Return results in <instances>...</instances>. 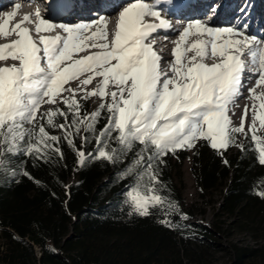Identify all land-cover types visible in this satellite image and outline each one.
<instances>
[{"label":"snow or ice","instance_id":"obj_1","mask_svg":"<svg viewBox=\"0 0 264 264\" xmlns=\"http://www.w3.org/2000/svg\"><path fill=\"white\" fill-rule=\"evenodd\" d=\"M15 15L16 12L8 14L0 22V37L13 33L18 37L10 44L0 45V61H18L10 67H0V168L5 166L6 155L46 159L51 151L62 158L55 146L60 137L50 135L46 126L63 129L64 139L73 149V137L81 127L93 134L95 154L76 150L80 166L89 159L117 163L138 143L142 147L119 178L131 176L133 180L124 193L125 202L132 209L130 214L148 216L153 208H178L161 194L163 185L158 178L157 161L163 163L162 158L168 153L191 149L201 139L213 149H227L235 144V134L247 135L244 122L249 112L252 122L248 131L258 152V162L264 165V138L256 134L264 130V40L231 27L214 28L200 20L191 21L174 42L173 59L165 70L161 68L163 57L154 50V42L149 41L153 33L171 25L161 18L156 5L146 0H133L122 8L111 40L105 17L91 22L53 24L40 17L37 9V33L59 28L64 35L40 36L36 41L30 30L22 26L31 22L28 15L9 29ZM146 17L158 23H148ZM190 36L207 39L188 45ZM91 48L98 51L75 58ZM245 55L249 57L247 61L242 58ZM206 58L214 62L206 63ZM245 73L247 80L255 78V86L248 89L251 107L245 105L240 126L234 127L230 106L242 95ZM82 76L85 78L76 89L65 87ZM96 77L101 78L100 84L88 91L87 86ZM109 86L115 90L108 91ZM65 92L70 95L64 97ZM78 92L84 94L85 100L100 97L99 108L82 117V105L76 99ZM58 101L67 111L49 109L38 117L43 104ZM105 110L108 122L97 135L95 125ZM69 114L73 117L70 124ZM57 116H63L65 123L57 125ZM41 120H46V125ZM82 139L89 141L88 136ZM112 142L117 147H112ZM23 174L29 175L26 171ZM257 194L264 197V192Z\"/></svg>","mask_w":264,"mask_h":264},{"label":"trees","instance_id":"obj_2","mask_svg":"<svg viewBox=\"0 0 264 264\" xmlns=\"http://www.w3.org/2000/svg\"><path fill=\"white\" fill-rule=\"evenodd\" d=\"M100 103L92 107L80 100L81 116L96 111ZM57 108L67 111L62 103L52 110ZM107 117L102 111L97 135ZM72 118L69 114V124ZM40 123L46 125V120ZM55 123H65L64 117L57 116ZM46 130L60 137L55 146L62 158L51 151L46 159L6 155L0 168V264H264V197L257 194L264 192V165L254 142L247 139L227 163L216 150H207L204 141L194 153L195 180L202 192L223 188L221 203L206 225L196 219L206 217V206L189 204L184 195L188 149L157 161L161 194L178 208L165 205L140 216L130 214L125 202L132 177L119 175L141 145L117 163L89 159L80 166L76 150L95 154L93 134L81 127L73 149L63 129ZM84 136L89 137L86 143ZM111 146L117 147L114 142ZM203 193L199 196L205 199ZM242 233L254 242L239 240Z\"/></svg>","mask_w":264,"mask_h":264},{"label":"bare ground","instance_id":"obj_3","mask_svg":"<svg viewBox=\"0 0 264 264\" xmlns=\"http://www.w3.org/2000/svg\"><path fill=\"white\" fill-rule=\"evenodd\" d=\"M20 1H24V0H20ZM57 1H59V3L56 6L57 8L55 10H59L62 14L55 13L52 15H47L45 17L44 16H40V17H42L48 21L49 20L55 21V23H58L60 21H64V22H67L70 24H75L78 22V20L89 19V14L87 13V11L78 10L76 7H77V5L83 6V3H86V2L91 1V0H57ZM97 2H99V0L95 1L96 4H97ZM131 2H133V0H125L122 3L116 4L114 6L110 7V6L106 5L102 8V10H101L102 14L100 15V17H105V19L108 21L107 22V31L109 33V40H111V34L115 31L116 23L118 21L119 12L122 10L123 7H125L128 3H131ZM146 2L148 3L149 0H146ZM252 2H253V0H252ZM14 4H15V0L9 1L8 3H6V5L3 9V13L0 12V22H2L6 18L5 15L7 16L8 14L16 12L15 17L12 19V21L9 24V28L11 29L12 28V22H14L15 24L20 23L21 17L24 14H26V15L30 16L31 19H36V21L32 24V27L30 29L31 33L34 34L33 38L38 36L40 33H42V32L37 33L35 30V25L37 23L36 12L32 9L25 10L23 7H19V9H17L16 5H14ZM151 4L156 5L157 11L162 10V13H166V12L170 13L168 11V9L173 4V0H160L159 3H151ZM258 9H260V11L262 13H264V3L260 4ZM39 11L42 12L41 9H39ZM100 17H97L96 19L98 20ZM161 18H162V16H161ZM177 19H179V16H177ZM244 19L246 20V18H244ZM145 20L148 23H158V21H156L152 17H146ZM242 22H244V20H242ZM252 22H253L254 27H252V29L249 32H246L248 36H253V32L256 30V28H263L264 27V24H259V22L256 20V18ZM28 23H30V22H28ZM210 26L214 27V28L215 27H222V22L215 20L214 22H212V25L210 24ZM93 30H95V27L92 29V31ZM178 34H179V32H174V33L168 34V35L170 38H175V37H177ZM13 35H15V34L13 33L12 36ZM154 35L155 34H152V38L154 37ZM191 37L195 38V36H191ZM1 38H2V40L6 39L3 37H1ZM204 39H207V37H204ZM38 40H39V38H37L36 41H38ZM188 45H190V44H188ZM153 46H154V50H159V54L163 57V60L161 62V68L167 70L168 62H170L173 59L172 51H171L172 50V43L169 42V40L164 41V42L156 41ZM93 51H98V49H95V48L88 49L85 52L79 53L75 58H80L84 55H88ZM242 58L247 59L248 56L245 55ZM9 60L10 59H8L6 61H0V65H1L0 67H5L4 65H2V63L9 62ZM205 62L211 64L214 61H213V59H210V58L207 59L206 58ZM247 76H246L245 81H244V87L241 89L242 95L237 99V102H235V104L232 105L235 108L237 113H239L240 111H243L244 106H240V105L238 106V104L240 103V101H242L244 98H246L249 95L248 89L253 86L251 84L255 83V78H253L252 80L249 81V80H247Z\"/></svg>","mask_w":264,"mask_h":264},{"label":"rangeland","instance_id":"obj_4","mask_svg":"<svg viewBox=\"0 0 264 264\" xmlns=\"http://www.w3.org/2000/svg\"><path fill=\"white\" fill-rule=\"evenodd\" d=\"M13 37H15V36L13 35ZM38 37H39V35H38ZM1 41H3V40L0 37V42ZM13 64H18V61L10 59L9 62L2 63V65H4L5 67H10ZM84 78L85 77L82 76L78 80H73V81L69 82V84L65 85V87L76 89L80 84V80H82ZM100 81H101V78L96 77L87 86L88 91H91L92 89L97 88V86L100 84ZM251 85H253L252 87H254L255 83H253ZM114 90H115V88H113L112 86H109L108 91H114ZM69 95H70V93H68V92L63 93L64 97H68ZM83 95L84 94L82 92H78L76 95V99L78 101L85 100V99H82ZM86 100L89 101V103L92 107L97 106L101 102V99L98 96H92ZM105 100L110 101V97H106ZM59 103L60 102L58 101L56 104H43L41 106V108L39 109V112L37 114L38 117L42 113H46L49 109L52 110ZM246 104L249 106V108L251 107V101L248 99V96L246 98H244L242 101H240L238 106L239 105L244 106V108H245ZM229 116L232 119V126L239 127L240 122H241V117L244 116V109H243V111H240L239 113H237L235 108L231 105L230 111H229ZM251 122H252V114H251V112H249L247 117L245 118V122H244V129H245V133H247V135L236 134L235 135V144L230 145L227 149H221V150L213 149L207 141L202 140V139L196 141L195 146L193 148L188 149L189 157L185 161L184 167H183V175H184V183H185L184 195H185V198L189 204H191L193 202H199L200 204L202 203L207 208L206 217L201 218L200 216H197V218H196L197 221L204 223L206 225H208L211 222L213 208L217 207L221 203L222 189L223 188L218 186V187L210 190L209 192H205V193L202 192V190L198 187L196 180H195L196 174L194 171V168H195L194 167V153H197L198 151L201 150L200 144H201V142L204 141V142H206V149L207 150H209L211 152L216 150L219 153V157L222 158V160H224V161H225V159L227 160L230 156L234 155L237 151H242V148L240 147V145H243L247 139L251 143L253 142L251 139V133L248 131L249 126L251 125ZM28 127H30V125H28ZM256 134L258 136L264 138V130H258ZM202 193L205 194V199H202L199 196ZM237 238L243 242L248 243V244L249 243L251 244L254 242V239L246 233H242V234L238 235Z\"/></svg>","mask_w":264,"mask_h":264}]
</instances>
